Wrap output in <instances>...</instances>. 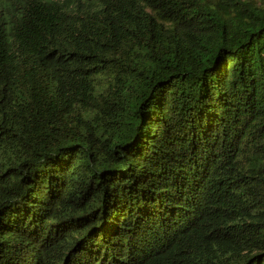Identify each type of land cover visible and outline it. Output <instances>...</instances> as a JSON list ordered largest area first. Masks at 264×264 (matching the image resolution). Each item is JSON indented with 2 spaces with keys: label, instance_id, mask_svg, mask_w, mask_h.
Segmentation results:
<instances>
[{
  "label": "trees",
  "instance_id": "16d2710c",
  "mask_svg": "<svg viewBox=\"0 0 264 264\" xmlns=\"http://www.w3.org/2000/svg\"><path fill=\"white\" fill-rule=\"evenodd\" d=\"M0 264H264V0H0Z\"/></svg>",
  "mask_w": 264,
  "mask_h": 264
},
{
  "label": "rangeland",
  "instance_id": "374dc122",
  "mask_svg": "<svg viewBox=\"0 0 264 264\" xmlns=\"http://www.w3.org/2000/svg\"><path fill=\"white\" fill-rule=\"evenodd\" d=\"M249 1H250V0H249ZM254 1H256V3L262 4V1H263V0H254Z\"/></svg>",
  "mask_w": 264,
  "mask_h": 264
}]
</instances>
